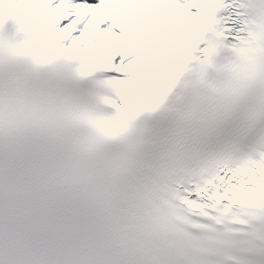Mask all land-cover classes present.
<instances>
[{
  "label": "snow or ice",
  "instance_id": "obj_1",
  "mask_svg": "<svg viewBox=\"0 0 264 264\" xmlns=\"http://www.w3.org/2000/svg\"><path fill=\"white\" fill-rule=\"evenodd\" d=\"M0 264H264V0H0Z\"/></svg>",
  "mask_w": 264,
  "mask_h": 264
}]
</instances>
